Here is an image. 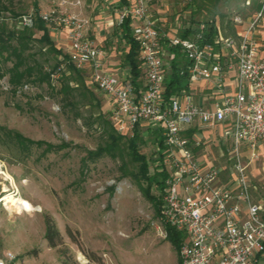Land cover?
<instances>
[{
	"label": "rangeland",
	"instance_id": "rangeland-1",
	"mask_svg": "<svg viewBox=\"0 0 264 264\" xmlns=\"http://www.w3.org/2000/svg\"><path fill=\"white\" fill-rule=\"evenodd\" d=\"M65 1L68 12L89 22L88 36L96 41L92 21L97 12L110 20L109 6L98 11L97 2ZM55 6L54 0H0V25L21 27L23 16L36 9L46 13ZM262 7L263 0H153L150 11L170 37L178 35L171 24L188 26L192 15L195 21L216 19L222 35L232 37L233 18L242 21L241 30L260 10L254 34L264 32ZM45 25L54 43L68 53L60 41L65 31ZM116 30L103 35L116 41ZM34 32L40 41L42 32ZM44 45L37 41L32 51L47 68H61L52 86L30 84L12 95L8 76L0 78L4 129L0 130V260L4 264H180L179 248L162 233L161 210L158 213L140 189L147 181L137 177L139 163L129 148L131 135L117 130L123 138L116 158L108 154L88 158L89 152L112 141L111 124L116 125L111 101L91 84L87 71L83 80L67 65L57 66L62 57ZM63 85L69 87L67 91H61ZM5 130L41 144L23 148L14 137L5 136ZM139 131L138 148L154 173L159 128L143 124ZM215 143H210V150L217 155ZM152 191L161 194L156 187ZM48 221L59 232L55 246L46 238Z\"/></svg>",
	"mask_w": 264,
	"mask_h": 264
},
{
	"label": "built area",
	"instance_id": "built-area-1",
	"mask_svg": "<svg viewBox=\"0 0 264 264\" xmlns=\"http://www.w3.org/2000/svg\"><path fill=\"white\" fill-rule=\"evenodd\" d=\"M152 1L130 0L120 16V24L130 18L139 45L146 78L141 87L106 70V50L89 38V22L68 12L65 0H54L55 8L46 13L33 10L20 25L33 28L41 20L65 31L70 62L87 71L91 83L111 99L120 133L132 136L143 124L162 129L154 160L156 171L166 175L162 233L167 237L166 227L171 226L183 234L180 264H264V195L253 196L257 188L240 153L241 144L264 147V55L254 37L262 10L232 37H224L216 22L217 34L210 41L204 25L184 39L161 30L150 11ZM232 25L240 28L242 21L233 18ZM189 26L176 22L179 31ZM174 49L183 55L181 73H187L188 85L166 96V78L178 56ZM202 81L210 83L214 93L210 106L196 101L192 92ZM195 123L223 125L224 139L230 143V178L225 183L222 168L205 167L196 156L193 146L202 140L186 136Z\"/></svg>",
	"mask_w": 264,
	"mask_h": 264
},
{
	"label": "trees",
	"instance_id": "trees-1",
	"mask_svg": "<svg viewBox=\"0 0 264 264\" xmlns=\"http://www.w3.org/2000/svg\"><path fill=\"white\" fill-rule=\"evenodd\" d=\"M36 7V6H35ZM37 8V7H36ZM256 9L260 8V4H257ZM38 11V9H36ZM205 26L204 36L207 40H211L217 34L216 19L211 21L201 22L195 21L192 15L190 26L181 31L179 36L181 38H191L198 34L201 29L200 26ZM34 30L42 32V37L39 40L35 38ZM121 40L127 43L129 51L126 53V60L132 66V73L134 81H137L142 75L141 61L139 59V45L133 38L131 20L126 18L120 25ZM44 43V47L48 51L53 52L55 55H60L62 58L59 60L57 66L67 65L68 68L78 72L79 76L84 80V70L77 69L69 60V54L65 53L54 43L51 32L45 23L41 20L36 21L33 28H27L24 26L8 28L6 25H0V78L8 76V84L10 85V91L12 95H17L20 91L23 92L24 87H28L30 84L53 85V77L57 71L55 68L49 69L41 62L35 52L32 51L35 42ZM177 51V49H174ZM178 52V51H177ZM177 58L172 63L170 73L166 78V96H170L176 91L188 85L187 73H181L184 68L183 55L177 53ZM11 66H8V63ZM69 87L63 85L61 91H67ZM18 108H22L21 105L16 104ZM114 135L111 136L112 141L107 143L106 146H100L96 151L89 152L88 158L96 160L97 158L108 154L113 158L119 155V141L123 138L116 127L111 124ZM139 125L136 126L134 134L129 137V148L135 161L139 163V170L137 177L147 181V186L139 185L143 195L155 205L157 212L159 213L163 203V190L165 173L154 171L151 172L150 161L147 156L139 150V139L141 133L139 131ZM0 130H4L0 127ZM158 135H156V141L158 137H163L162 129H159ZM7 137H14L17 143L23 148H31L34 145L41 144L30 139L24 138L19 133L5 130L3 133ZM156 187L161 193L156 195L153 193V188ZM167 238L171 244L176 248H180L183 234L175 230L171 226H167ZM59 236V232L55 225L48 221L46 238L50 245H56V238Z\"/></svg>",
	"mask_w": 264,
	"mask_h": 264
},
{
	"label": "crops",
	"instance_id": "crops-1",
	"mask_svg": "<svg viewBox=\"0 0 264 264\" xmlns=\"http://www.w3.org/2000/svg\"><path fill=\"white\" fill-rule=\"evenodd\" d=\"M90 2H97L96 10H101L105 8V5L109 6V12L111 19L106 20V16L103 12H97L95 21L93 20L92 35L96 38V42L99 43L107 52L106 59V70L112 72L113 74L119 76L122 79L132 80L137 87H141L145 84V71L141 64L142 75L137 81H134L132 66L126 60V53L129 51V46L127 43L121 40L120 35V16L122 10L130 4V0H89ZM101 3V5H99ZM98 10V11H99ZM101 14V16H99ZM103 14V15H102ZM105 18V19H104ZM162 21V20H161ZM176 24H171L173 28ZM114 27H117L116 41H110L108 36L103 35V33H110L113 31ZM132 28V27H131ZM235 33L239 31V27H234ZM178 35L181 31H178ZM113 33V32H112ZM61 37V43L67 47L68 52L70 50V43L67 38V34H63ZM173 37V36H172ZM256 42L258 43L259 52L264 55V32H259L257 35L254 34ZM54 40V38H52ZM55 42V41H54ZM119 45L122 47L120 49ZM120 53V55H119ZM92 84V83H91ZM93 85V84H92ZM95 86V85H93ZM235 81L234 75L231 74V91H234ZM192 92L195 95V100L201 104H206L210 106L211 99L214 96L211 84L207 81H202L192 86ZM106 95V94H105ZM107 96V95H106ZM108 97V96H107ZM111 101V99L108 97ZM113 103L111 101L110 110H112ZM187 137H196L201 139V144L199 146H193V150L199 160L203 163L205 167L217 166L223 169L221 172L222 182H226L230 178V161L227 159L228 151L230 148V143L224 139L223 135V125L217 124L216 126L211 125H201L200 123H195L186 133ZM215 140L217 147V155L210 150V143ZM232 148V142H231ZM241 157L246 164V172L251 179V183L256 186V190H252V194L255 198L264 195V147L258 144L254 148H250L245 144L240 145Z\"/></svg>",
	"mask_w": 264,
	"mask_h": 264
}]
</instances>
